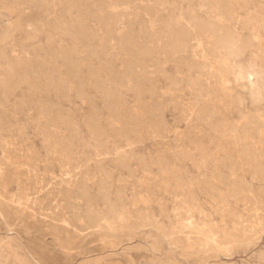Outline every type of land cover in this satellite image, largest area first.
<instances>
[{
	"label": "rangeland",
	"instance_id": "1",
	"mask_svg": "<svg viewBox=\"0 0 264 264\" xmlns=\"http://www.w3.org/2000/svg\"><path fill=\"white\" fill-rule=\"evenodd\" d=\"M129 258L264 264V0H0V263Z\"/></svg>",
	"mask_w": 264,
	"mask_h": 264
},
{
	"label": "bare ground",
	"instance_id": "2",
	"mask_svg": "<svg viewBox=\"0 0 264 264\" xmlns=\"http://www.w3.org/2000/svg\"><path fill=\"white\" fill-rule=\"evenodd\" d=\"M141 55H142V54H141ZM23 72H24V71H23ZM245 150H246V149H245ZM247 150H248V149H247ZM240 151H241V149H240ZM248 151H249V150H248ZM240 153H242V155L244 154L243 152H240ZM245 154H246V153H245ZM247 154H248V153H247ZM250 154H251V153H249V155H250ZM253 155H254V154H253ZM246 156H247V155H246ZM242 157H243V156H242ZM247 157H248V156H247ZM251 158H252V157H251ZM231 184H232V183H231ZM234 185H235V184H234ZM234 185H233V186H234ZM227 186H230V184H229V185L227 184ZM231 187H232V186H231ZM107 189H108V188H107ZM231 192H232V191H231ZM236 192H237V191H236ZM219 193H220V192H219ZM228 193H229V192H228ZM233 193H234V192H233ZM235 195H236V194H235ZM225 196H226V195H225ZM238 196H239V195H238ZM231 197H232V196H231ZM226 198H227V197H226ZM234 199H236V198H234ZM238 199H239V198H238ZM222 200H223V199H222ZM223 207H224V206H223ZM187 213H189V212H187ZM190 213H191V212H190ZM142 215H143V214H142ZM143 216H144V215H143ZM182 216H183V214H182ZM183 217H184V216H183ZM149 219H150V218H149ZM140 222H141V221H140ZM134 223H135V222H134ZM146 223H147V222H146ZM149 223H151V222H149ZM187 223H188V222H187ZM132 224H133V223H132ZM193 224H194V223H193ZM129 225H131V224H129ZM137 225H138V221H137ZM140 225H142V224H140ZM145 225H146V224H145ZM187 225H188V224H187ZM134 226H136V225L133 224V227H134ZM109 227H110V226H109ZM113 227H114V226H113ZM127 227H128V226H127ZM142 227H143V226H142ZM124 228H125V227H124ZM139 228H140V227H139ZM139 228H138V229H139ZM155 228H156V227H155ZM155 228H153V229L155 230ZM197 228H198V226H197ZM197 228H196V229H197ZM125 229H126V228H125ZM128 229H129V227H128ZM134 229H135V228H134ZM126 230H127V229H126ZM126 230H125V231H126ZM114 231H115V230H114ZM114 231H113V232H114ZM123 231H124V230H123ZM134 231H136V230H134ZM110 232H111V231H110ZM144 233L148 235V234H149V231H146V232H144ZM187 233H188V232H187ZM187 233H186V234H187ZM186 234H185V235H186ZM115 237H116V236H115ZM133 237H134V235H133ZM164 237H165V236H164ZM117 238H118V237H117ZM166 239H167V238H166ZM187 241H188V240H187ZM199 241H200V240H199ZM238 242H239V241H238ZM198 243H199V242H198ZM203 243H205V242H203ZM244 243H246V242H244ZM163 244H164V243H163ZM173 245H174V244H173ZM202 245H203V244H202ZM167 246H168V243H167ZM145 247H146V246H145ZM172 247H173V246H172ZM199 247H200V246H199ZM146 248H148V247H146ZM174 248H175V246H174ZM177 248H178V247H177ZM181 248H182V246H181ZM169 249H171V248H169ZM182 249H183V248H182ZM202 249H203V248H202ZM198 250H199V249H198ZM196 251H197V250H196ZM113 253H114V252H113ZM182 253H183V250H182ZM170 254H171V253H170ZM176 254H177V253H176ZM179 254H180V253H179ZM179 254H178V255H179ZM184 254H185V252H184ZM150 255H151V254H150ZM174 255H175V254H174ZM180 255H181V254H180ZM180 255H179V256H180ZM176 256H177V255H176ZM183 257H184V256H183ZM161 259H162V258H161ZM179 259H180V258H179ZM183 259H184V258H182V260H183ZM162 260H163V259H162ZM182 260H180V261H182ZM195 260H196V259H195ZM198 260H199V259H198ZM169 261H170V260H169ZM196 261H197V260H196ZM3 262H4V260H3ZM3 262H2V263H3ZM129 263H131V264L133 263V264H134V261H133L131 258H129ZM140 263H141V264H150V263H151V259H150V258H146V260H144V261H140ZM153 263H154V262H153ZM184 263H185V262H184ZM184 263H182V264H184ZM0 264H1V263H0Z\"/></svg>",
	"mask_w": 264,
	"mask_h": 264
}]
</instances>
